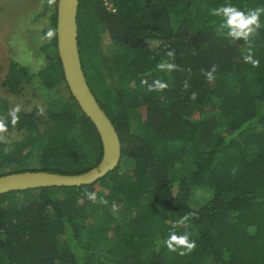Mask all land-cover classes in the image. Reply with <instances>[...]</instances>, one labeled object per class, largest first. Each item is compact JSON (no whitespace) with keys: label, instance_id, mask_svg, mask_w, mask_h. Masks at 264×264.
Segmentation results:
<instances>
[{"label":"trees","instance_id":"trees-1","mask_svg":"<svg viewBox=\"0 0 264 264\" xmlns=\"http://www.w3.org/2000/svg\"><path fill=\"white\" fill-rule=\"evenodd\" d=\"M229 5L247 14L264 8V0H80L84 72L117 129L122 161L90 186L1 195L0 264H264V13L250 47L227 35L225 18L210 14ZM57 6L58 0L51 6L55 30ZM102 34L110 54L100 52ZM87 50L97 61L85 57ZM42 51L43 91L64 85L69 94L40 114L17 113L15 125L0 100L3 135L23 133L14 144L0 140V177L78 175L102 160L100 135L66 84L57 32ZM249 51L259 67L244 62ZM160 63L177 67L161 70ZM214 64L208 81L201 70ZM23 74L11 65L3 87L20 95ZM157 79L168 88L148 91ZM198 190L212 199L193 208ZM85 191L95 192L96 202ZM189 212L199 218L179 224ZM172 231L187 233L195 250L170 251L163 241Z\"/></svg>","mask_w":264,"mask_h":264},{"label":"rangeland","instance_id":"rangeland-1","mask_svg":"<svg viewBox=\"0 0 264 264\" xmlns=\"http://www.w3.org/2000/svg\"><path fill=\"white\" fill-rule=\"evenodd\" d=\"M53 9L44 0H0V100L6 103L4 114L10 113L17 105L19 112L37 111L40 114L48 109L50 102L62 100L69 94L64 85L48 94L43 91V80L39 77L48 66L42 48L50 42L44 39V35L49 28L53 29ZM100 42L101 54H110L113 46L106 34H102ZM93 56L97 61V52L85 51L86 58ZM11 65L24 72L20 95H13L3 87ZM4 137L2 141L7 145L14 144L23 138V133L14 131ZM10 147L2 154L9 155ZM179 148L181 145H176L173 150ZM171 184L176 190V182L173 180ZM211 199V192L198 190L190 202L193 208H200Z\"/></svg>","mask_w":264,"mask_h":264},{"label":"water","instance_id":"water-1","mask_svg":"<svg viewBox=\"0 0 264 264\" xmlns=\"http://www.w3.org/2000/svg\"><path fill=\"white\" fill-rule=\"evenodd\" d=\"M79 9L80 0H58L57 48L69 91L100 135L102 160L93 169L78 175L27 171L1 176L0 196L42 188L90 186L104 179L121 164L122 143L117 129L100 106L84 72L79 44Z\"/></svg>","mask_w":264,"mask_h":264},{"label":"clouds","instance_id":"clouds-1","mask_svg":"<svg viewBox=\"0 0 264 264\" xmlns=\"http://www.w3.org/2000/svg\"><path fill=\"white\" fill-rule=\"evenodd\" d=\"M48 5L52 6L56 3V0H47ZM264 13V8L258 7L256 9L249 10L246 14L243 11H240L236 7L233 6H221L219 8H213L210 10V14L212 16H221L226 20V27L229 29L227 35L234 39H244L246 42L249 43L251 47L250 38L256 34L257 29L260 28L259 18L260 15ZM255 26V27H253ZM56 36V30L49 28L48 31L44 35V39L47 41H51ZM169 57H174V51H169L167 53ZM243 60L247 64H251L252 67H259L260 61L254 58L251 51L247 55L243 57ZM157 67L161 70L168 69L174 70L176 69V65L172 63H160ZM217 65H212L210 70H201L202 74L208 81H212L215 78V73L217 71ZM143 84H148L147 80H142ZM189 87L187 81L184 82V89L187 90ZM168 88V84L160 81L159 79L155 80L153 84L148 85V91H163L164 89ZM198 93L192 92L189 99L196 100ZM20 107L17 105L14 109H12L9 113L11 116V123L15 125L18 120ZM8 132V126L5 123L3 118H0V140H3L5 137L3 134ZM84 196L87 197L89 200L96 202V193L91 191H85ZM105 205H107L108 201L103 200L101 201ZM112 210H116V204H112ZM193 217L199 218L196 213L189 212L183 215L180 220L178 221L179 224H185L186 222L190 221ZM163 243L167 246V248L172 252H177L178 255L184 256L190 254L196 248V242L190 240L189 235L187 233L178 235L175 231L169 233L167 239L163 241ZM178 249H180L178 251Z\"/></svg>","mask_w":264,"mask_h":264},{"label":"built area","instance_id":"built-area-1","mask_svg":"<svg viewBox=\"0 0 264 264\" xmlns=\"http://www.w3.org/2000/svg\"><path fill=\"white\" fill-rule=\"evenodd\" d=\"M107 1V0H106Z\"/></svg>","mask_w":264,"mask_h":264}]
</instances>
